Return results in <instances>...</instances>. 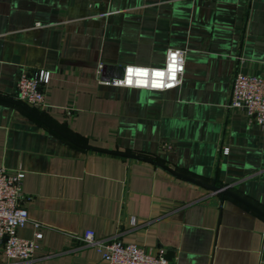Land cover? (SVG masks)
<instances>
[{
    "label": "crops",
    "instance_id": "crops-1",
    "mask_svg": "<svg viewBox=\"0 0 264 264\" xmlns=\"http://www.w3.org/2000/svg\"><path fill=\"white\" fill-rule=\"evenodd\" d=\"M168 47L184 50L179 85L102 82ZM21 69L49 74L47 105H22L118 152L0 98V166L23 171L16 234L41 232L29 259L0 264H106L86 228L173 264H264L262 214L131 156L264 211V124L227 106L235 72L264 77V0H0V96L16 99Z\"/></svg>",
    "mask_w": 264,
    "mask_h": 264
},
{
    "label": "built area",
    "instance_id": "built-area-1",
    "mask_svg": "<svg viewBox=\"0 0 264 264\" xmlns=\"http://www.w3.org/2000/svg\"><path fill=\"white\" fill-rule=\"evenodd\" d=\"M183 53L182 48L168 47L160 66L125 64L119 75L101 80L114 85L159 90L175 87L181 81ZM101 66L98 65L99 71ZM48 77V71L45 69H37L33 72L21 69L15 77V98L30 107H45L47 103L42 86ZM227 106L244 109L250 120L263 125L264 77L258 74L235 72L231 80ZM221 151L226 152L227 147H222ZM22 176L23 171L20 168L8 171L4 166H0V251L7 258L24 260L32 256L36 247L35 240L41 236V232L35 229L31 237L16 234V228L27 220L26 208L21 203ZM33 225L36 227L37 223L33 222ZM80 238L84 243L94 244L106 264H173L169 263L160 252L151 253L135 242H122L115 237L96 239L90 228L84 229Z\"/></svg>",
    "mask_w": 264,
    "mask_h": 264
},
{
    "label": "water",
    "instance_id": "water-1",
    "mask_svg": "<svg viewBox=\"0 0 264 264\" xmlns=\"http://www.w3.org/2000/svg\"><path fill=\"white\" fill-rule=\"evenodd\" d=\"M122 68V67H120ZM121 70V69H120ZM1 99H6V100H9V101H12V102H15L21 106H23L27 111H29L31 114H33L34 116H36L37 118L43 120L39 115H37V113H35L34 111H32L30 108L22 105L18 100L16 99H11V98H7V97H3V96H0ZM43 122H45L46 124H48L50 127H52L54 130H56L59 134H61L63 137H65L66 139H68L69 141L75 143L76 145H79V146H82V147H86V148H94V149H99V150H104V151H110V152H118V151H114V150H109V149H102V148H99V147H94V146H90V145H85V144H81L77 141H75L74 139H72L70 136H68L67 134H65L64 132L58 130L57 128H55L54 126H52L50 123L46 122L45 120H43ZM129 155V154H128ZM131 156H134V157H139V158H142V159H145V160H148V161H151L153 163H155L156 165L162 167L163 169L167 170L168 172H170L171 174L177 176V177H180L184 180H187V181H190L192 183H195V184H198V185H202L204 187H207L209 188L210 190H213V191H217L219 192L220 194H225V195H229V196H232L236 199H238L239 201L243 202L244 204H246L247 206L251 207L252 209H254L255 211H257L258 213L262 214L264 216V211L258 209L256 206L252 205L250 202H248L247 200H245L244 198L240 197L239 195L229 191L226 187L224 186H217L215 185L213 182H210V183H205V182H202V181H199V180H196L194 178H191V177H188V176H185V175H182L180 173H177L176 171H173L172 169H170L169 167L163 165L162 163L154 160V159H151V158H148V157H142V156H139V155H131Z\"/></svg>",
    "mask_w": 264,
    "mask_h": 264
},
{
    "label": "snow or ice",
    "instance_id": "snow-or-ice-1",
    "mask_svg": "<svg viewBox=\"0 0 264 264\" xmlns=\"http://www.w3.org/2000/svg\"><path fill=\"white\" fill-rule=\"evenodd\" d=\"M173 56H175V54H173ZM129 71H131V70H129ZM144 71H147V70H144ZM157 75H162V73H157Z\"/></svg>",
    "mask_w": 264,
    "mask_h": 264
}]
</instances>
